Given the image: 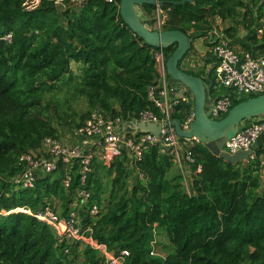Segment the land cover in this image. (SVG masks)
Here are the masks:
<instances>
[{
  "label": "trees",
  "instance_id": "obj_1",
  "mask_svg": "<svg viewBox=\"0 0 264 264\" xmlns=\"http://www.w3.org/2000/svg\"><path fill=\"white\" fill-rule=\"evenodd\" d=\"M56 1L41 0L28 10L26 0H0V264H104L92 246L59 236L36 217L47 207L62 218L77 212L81 229H91L90 236L99 244L116 253L129 251L124 264H264V160L256 146L254 159L232 164L201 143L194 150L189 192L180 169L160 145L146 151L134 168L126 152L110 167L94 160L85 185L78 162L71 169L59 162L55 171L39 174L33 188L15 183L24 170L21 155L49 157L43 150L45 140L60 138L62 126H80L93 109L127 121L144 110L158 111L149 88L159 83L154 59L159 49L125 24L120 0ZM158 1L164 6L139 9L151 29L160 8L167 15L162 30L209 41L219 18L231 23L225 33L232 46L240 43L243 27L249 32L243 49L264 55V33H258L264 26V0ZM176 48L165 50L167 61ZM193 51L192 44L179 67L205 78L206 73L183 66ZM72 63L83 65L80 74L73 72ZM209 74L215 98L224 91L216 88L213 67ZM64 89L72 100L84 98L88 103L89 112L76 125L67 118L59 125L50 114L52 104L59 110L61 104L44 105L47 95L57 97ZM257 96L232 93V108ZM194 108V99L183 102L172 119L185 124ZM199 165L201 172L195 173ZM66 172L73 176L68 189ZM104 174L110 176L107 189L101 182ZM81 188L91 192L90 200L73 207ZM55 199L64 202L63 211L52 203ZM95 204L101 212L91 215ZM19 208L32 214L16 211ZM157 234H164L172 245L167 256L151 255Z\"/></svg>",
  "mask_w": 264,
  "mask_h": 264
},
{
  "label": "built area",
  "instance_id": "obj_2",
  "mask_svg": "<svg viewBox=\"0 0 264 264\" xmlns=\"http://www.w3.org/2000/svg\"><path fill=\"white\" fill-rule=\"evenodd\" d=\"M26 2L31 5V10H33L41 0H26ZM60 3L62 0L56 1L57 5ZM166 19V13L158 8L154 30H162ZM258 33L259 35L264 33V26L258 30ZM212 37L211 52L215 59L213 68L216 80L224 92L214 98L210 106V118L220 120L232 108V93L238 97L264 94V55L255 56L246 50H236L231 45L232 41L224 29L214 30ZM8 38L10 40L11 36ZM154 59L159 73V83L149 88V99L158 111H141L132 121H127L120 116L105 115L102 110L93 111L75 129L74 136L80 141L77 144L78 147H67L61 143V138L49 137L43 144V150L49 157L38 156L34 153L21 155L19 161L24 165V170L16 176L15 183L25 188H33L39 174L55 171L59 162L69 165L70 169L78 162L80 181L82 185H85L89 175L94 171V160L110 167L123 152H126L130 159V166L134 168L142 160L146 151L155 145H160L161 152L167 154L180 169L184 185L189 192V182L193 174L192 166L196 163L194 150L201 142L197 138H181L173 125L172 114L175 107L183 102H190L193 95L183 85L175 82L172 85L169 84L171 80L166 69L165 49L156 50ZM192 120L193 114L185 124H182L183 129H187ZM139 122L160 124L162 126L160 138L152 133H141L134 125ZM263 135L264 117L255 118L252 124L240 129L238 134L226 142L224 151L230 154L248 151L250 152L249 160L254 159V147ZM199 172H201L200 165L195 170V173ZM71 183H73V176L70 172H66L65 187L68 189ZM90 196L91 192L88 189H79L74 196L73 207L88 203ZM20 210L32 214L30 210L24 208H19L16 211ZM90 212L91 215H98L101 211L95 204ZM36 217L48 223L54 230L57 229L58 233L61 232V237L81 240L92 246L104 258V264H124L127 257L130 256L129 251L112 252L105 245L94 240L90 236L91 229L82 230L79 226L80 220L75 211L70 212L68 217L62 218L52 208L47 207ZM155 244L156 241H152V256L157 255Z\"/></svg>",
  "mask_w": 264,
  "mask_h": 264
},
{
  "label": "water",
  "instance_id": "obj_3",
  "mask_svg": "<svg viewBox=\"0 0 264 264\" xmlns=\"http://www.w3.org/2000/svg\"><path fill=\"white\" fill-rule=\"evenodd\" d=\"M147 4L164 6V2L158 0H120V14L133 33L149 46L166 50L177 45L166 63L167 74L171 80L185 86L192 93L195 103L193 120L187 129H183L180 121H173L177 134L181 138H197L213 154L232 164L248 161L250 152L239 151L230 154L224 151V147L230 138L239 133L242 122L264 117V94L236 105L220 120L211 119L210 106L214 98L210 95V90L214 84L210 74L208 73L205 78L197 77L179 67L180 62L190 51L194 39L181 31L151 29L142 21L139 13V9ZM134 125L141 133H152L160 138L162 128L160 124L139 122Z\"/></svg>",
  "mask_w": 264,
  "mask_h": 264
},
{
  "label": "rangeland",
  "instance_id": "obj_4",
  "mask_svg": "<svg viewBox=\"0 0 264 264\" xmlns=\"http://www.w3.org/2000/svg\"><path fill=\"white\" fill-rule=\"evenodd\" d=\"M27 3L28 2H26L24 5H26L28 10H31L32 9L31 5L30 4L28 5ZM218 24H219V26H217ZM230 25H231V23L229 21L222 22L221 19H219V18H216V20H214V30H219V29L226 30L227 26L229 27ZM225 26H226V28H225ZM240 31L242 33L241 35L244 37H247V39H248V35H249L248 30H246L243 27H240ZM6 38H8V37H6ZM203 40L205 41V44L208 46L209 45L208 40L206 38H204ZM209 47H210V45H209ZM241 50H244V49H241ZM238 51H239V49H238ZM194 54L195 53L193 51L189 55L187 60L185 61L189 65V67H192V68H194L195 65L198 63L196 56ZM188 60H189V62H188ZM208 62L209 61H207V64H208ZM81 68H83V65L72 63V69H73V72L75 74H80ZM169 84L172 85L173 81H169ZM216 88L218 90L222 89L219 86L217 80H216ZM187 91H188V89H187ZM71 97H72V94H70L67 91V89H64L63 91H60L59 93H57V97H53L52 95H47V97L44 100V105H46L49 101H52L55 104H61L60 110H59V106H57V105L54 106L53 104L51 105V108H50V114L54 117L55 120L57 119V121H59V122H57L59 125L61 124V122L62 123H63V121L65 122L66 118L69 122H74L73 125H76L82 121L81 116L87 114L90 110L88 107V103L86 102V100L84 98H76V99L72 100ZM58 110L60 111V113L56 112ZM65 110L71 116H67L64 113ZM95 110H101V109L100 108L93 109V111H95ZM242 123H244V122H242ZM242 123H241V127H242ZM59 125H57L58 128H59ZM64 127L65 128H63V126H62V128L60 127L61 143L67 147H78L77 144H79L80 141L74 136V132H75V129L78 128L79 126L78 127L73 126V128L72 127H66V126H64ZM99 164H101V163H99ZM101 182H102L103 186L107 189L109 187V184H110V176L108 174H104L101 177ZM52 188H55V186L53 185ZM52 203L56 206V208L59 212L64 210V205H63L64 202L61 199L60 200L55 199V200H53ZM55 231L59 236H61V232L58 233L57 229ZM155 241L157 243V244H155V247H154L155 253L157 255H159L160 257L167 256L169 253H171L173 251V248H172V245L170 244L169 239L164 234H157L155 237ZM78 262L81 263V260H78Z\"/></svg>",
  "mask_w": 264,
  "mask_h": 264
},
{
  "label": "crops",
  "instance_id": "obj_5",
  "mask_svg": "<svg viewBox=\"0 0 264 264\" xmlns=\"http://www.w3.org/2000/svg\"><path fill=\"white\" fill-rule=\"evenodd\" d=\"M140 12V11H139ZM220 24V23H219ZM219 24L217 26H219ZM226 28V26H225ZM228 28V26H227ZM241 31H239V35H238V38L241 40L239 44H236L235 46V49L236 50H241L243 49V43L242 42H246L247 40V37H244L241 35ZM204 38H201V39H196L194 42H193V47H194V55L196 56V59H197V64L195 65L194 69L196 72H204L208 75L210 69L213 67V62H211V59H213V54L211 52V48H212V39L213 37L211 36L210 40L208 41V44L209 45L207 46L205 44V41L203 40ZM210 53L212 54V57H210ZM207 61L208 64H207ZM184 67L186 68H189V65L185 62ZM206 75V76H207ZM219 92H221L222 90H218ZM220 94L216 95V96H219ZM216 98V97H215ZM254 120H249V121H244V123H242V127L240 129H242L243 127L245 126H248L250 124H252V122H254ZM256 148H260L262 151H263V155H262V160H264V135L260 137V139L258 140L257 144L255 145Z\"/></svg>",
  "mask_w": 264,
  "mask_h": 264
}]
</instances>
